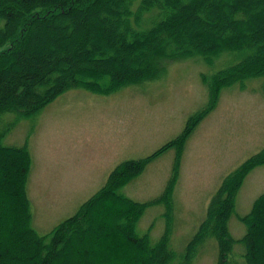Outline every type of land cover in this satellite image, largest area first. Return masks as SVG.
Returning a JSON list of instances; mask_svg holds the SVG:
<instances>
[{
	"label": "trees",
	"instance_id": "trees-1",
	"mask_svg": "<svg viewBox=\"0 0 264 264\" xmlns=\"http://www.w3.org/2000/svg\"><path fill=\"white\" fill-rule=\"evenodd\" d=\"M226 51L243 57L202 75L208 101L183 130L153 154L119 163L97 192L45 235L31 224L30 151L26 144L1 143L8 124L0 132V264H192L208 238L217 242V264L231 263L236 242L243 264L264 262V192L238 217L244 235L235 240L229 231L237 193L264 164V148L222 179L178 263L170 246L172 193L187 140L215 109L223 88L261 77L264 90V0H0V116L13 113L15 120L35 117L72 88L108 95L157 79L164 59L197 53L211 64ZM169 148L176 154L160 197L137 202L121 192ZM151 204L165 208L164 231L155 243L137 233Z\"/></svg>",
	"mask_w": 264,
	"mask_h": 264
},
{
	"label": "rangeland",
	"instance_id": "rangeland-1",
	"mask_svg": "<svg viewBox=\"0 0 264 264\" xmlns=\"http://www.w3.org/2000/svg\"><path fill=\"white\" fill-rule=\"evenodd\" d=\"M242 57L241 52L226 51L214 56L211 64L197 53L164 59L162 73L155 80L108 95L72 88L33 118L15 120L13 113L1 115L0 132L12 123L1 143L26 144L31 154L27 193L31 224L37 233L45 235L72 216L105 184L119 163L147 157L174 139L189 117L208 101L202 75L212 76ZM263 148L262 78L223 88L215 109L189 137L180 158L172 193L170 234L175 263L204 219L222 179ZM175 154L174 148L160 153L121 192L137 202L160 197L171 176ZM2 169L1 165L0 174ZM263 192L264 164L246 176L237 193L235 213L229 220L235 240L245 233L238 217L249 213L253 201ZM164 212L162 204L148 205L137 224V233H148L155 243L164 231ZM217 255L216 240L208 238L192 264H217ZM229 260L230 264H243L241 244H234Z\"/></svg>",
	"mask_w": 264,
	"mask_h": 264
}]
</instances>
